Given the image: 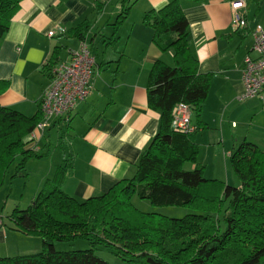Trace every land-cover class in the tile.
<instances>
[{"label": "trees", "instance_id": "16d2710c", "mask_svg": "<svg viewBox=\"0 0 264 264\" xmlns=\"http://www.w3.org/2000/svg\"><path fill=\"white\" fill-rule=\"evenodd\" d=\"M21 1L0 0V43ZM179 1L142 17L158 49L172 51L173 64L156 61L149 70L147 107L159 113V123L132 177L118 181L102 195L77 201L61 189L72 165L60 148L63 159L53 176L26 208H15L9 216L14 231L41 240V251L0 257V264H110L95 255L99 248L122 264H264V150L245 141L231 152L229 164L238 186L205 179L200 164L184 169L197 161L194 136L206 127L200 115L211 75L197 71ZM128 12L129 6L123 5L113 34ZM88 29L89 23L83 21L68 34L83 42ZM56 59L53 52L48 64ZM5 88L0 81V94ZM179 102L193 112L197 127L192 134L171 130L173 109ZM41 121L39 108L28 117L0 106V186L11 164L16 163L18 172L29 159L44 156L26 148ZM135 199L154 208L182 207L191 213L171 218L144 212L135 207ZM78 240L89 247L67 252L54 248V243Z\"/></svg>", "mask_w": 264, "mask_h": 264}, {"label": "crops", "instance_id": "0c3cea01", "mask_svg": "<svg viewBox=\"0 0 264 264\" xmlns=\"http://www.w3.org/2000/svg\"><path fill=\"white\" fill-rule=\"evenodd\" d=\"M171 1L112 0L115 7L107 14V0H23L11 19L0 43V81L6 83L0 106L28 117L38 110L41 96L49 86L51 55L57 54L55 61L67 60L81 42L69 36L68 30L83 21L89 23L84 42L96 65L90 95L70 113L68 122L37 127L26 146L43 152L47 139L56 135L57 145L72 165L61 189L77 201L102 195L118 181L132 177L136 162L157 132L159 113L147 107V77L156 61L171 66L173 53L158 49L153 43V31L142 17ZM234 1H179L188 22L187 39L198 63L197 71L211 75L200 115L206 127L194 136L200 162L189 163L186 170L196 164L204 168L209 161L225 164L231 152L245 141L264 150V92L241 99L244 59L254 55L255 26L264 27V0H243L247 27L237 31L231 28ZM123 5L129 6V15L113 34L110 25ZM57 26L65 33L48 37L47 33ZM191 122L197 127L193 112ZM54 154L58 155L57 161L44 164L36 174L37 193L61 164V150L59 154L53 151ZM211 177L204 178L216 180ZM6 238L0 218V242ZM25 238L33 242V247L21 249L30 251L18 254L41 250L39 239Z\"/></svg>", "mask_w": 264, "mask_h": 264}, {"label": "built area", "instance_id": "2783aa9c", "mask_svg": "<svg viewBox=\"0 0 264 264\" xmlns=\"http://www.w3.org/2000/svg\"><path fill=\"white\" fill-rule=\"evenodd\" d=\"M233 17L231 28L235 31L247 27L243 0L231 3ZM65 30L55 27L47 33L48 37L61 36ZM253 56H246L241 72L243 95L241 99L260 96L264 92V27L256 25L253 32ZM95 61L89 46L80 42L76 51L71 52L65 61H55L49 66L51 75L49 86L44 90L39 109L42 121L37 126L42 129L55 121L68 122L70 113L79 103L86 101L90 95L96 74ZM191 108L182 102L175 104L171 130L175 133L192 134L196 127L191 122ZM36 127V128H37Z\"/></svg>", "mask_w": 264, "mask_h": 264}, {"label": "rangeland", "instance_id": "374dc122", "mask_svg": "<svg viewBox=\"0 0 264 264\" xmlns=\"http://www.w3.org/2000/svg\"><path fill=\"white\" fill-rule=\"evenodd\" d=\"M112 0H107L105 6V12L111 13L112 7L115 4L111 5ZM127 5H125L126 7ZM129 15V13H128ZM116 19V16H115ZM115 21V20H114ZM113 21V22H114ZM107 26H105L106 28ZM110 27H112L110 25ZM56 136V135H55ZM51 137L46 141V147L41 150L43 152H39L40 154H44L42 158H31L29 159L24 168L18 172H16V163L11 164L5 174L3 183L0 186V218L3 220L5 225L7 238L4 242H0V257L4 256V253H7L10 256L7 257H15L22 255H29L30 253H22L18 254L20 251H30V250H21L33 247V242L26 240L25 236L20 233H16L12 228L13 225L9 220V216L15 208L24 209L30 203L31 197L37 193V177L36 174L38 170L44 165L48 163H55L57 161L58 155H53V151H56L57 154L60 152V146L57 145V138ZM42 145V144H41ZM40 147H43L41 146ZM199 151V150H198ZM204 155V154H203ZM197 161L198 158H197ZM200 162V161H199ZM190 164H186L184 169H187ZM216 166V167H214ZM217 173V174H216ZM16 174L14 177H12ZM203 177L212 176L213 179L218 181L229 182V184L233 186H238V181L230 167L229 160L223 163L220 161L214 165L211 161L209 164L203 169ZM211 177V178H212ZM135 207L141 211L154 212L160 215L171 217V218H181L188 213H191V210L188 208L182 207H162V208H154L149 205L147 201H140L135 199L133 201ZM36 239L38 237L29 236ZM40 240V239H39ZM41 242V240L39 241ZM89 246L85 241L78 240L72 243H54V248L60 252H67L72 250H84ZM8 252H6V251ZM41 251V250H39ZM38 253V252H37ZM95 255L104 261L110 264H122L121 261L114 257L112 254L108 253L104 249H97L95 251Z\"/></svg>", "mask_w": 264, "mask_h": 264}]
</instances>
